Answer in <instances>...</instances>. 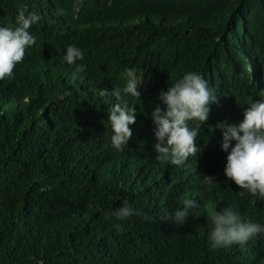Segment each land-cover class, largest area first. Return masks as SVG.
I'll list each match as a JSON object with an SVG mask.
<instances>
[{"label": "trees", "instance_id": "obj_1", "mask_svg": "<svg viewBox=\"0 0 264 264\" xmlns=\"http://www.w3.org/2000/svg\"><path fill=\"white\" fill-rule=\"evenodd\" d=\"M21 5L40 20L0 80V264H264V235L213 250L208 220L236 205L242 220L264 225V198L224 175L217 127L264 100V0H0V27L17 26ZM70 45L84 52V71L64 61ZM129 69L140 96H124L137 113L116 150L115 101L99 92L123 89ZM188 72L216 99L198 154L178 166L154 151L150 114ZM186 199L199 207L179 224L171 217ZM124 204L135 211L121 222Z\"/></svg>", "mask_w": 264, "mask_h": 264}, {"label": "clouds", "instance_id": "obj_2", "mask_svg": "<svg viewBox=\"0 0 264 264\" xmlns=\"http://www.w3.org/2000/svg\"><path fill=\"white\" fill-rule=\"evenodd\" d=\"M39 20L40 16L28 11L27 5H21L16 17L17 26L0 27V80L12 77L13 69L24 58L26 47L35 43V37L28 30ZM83 58L84 52L72 45L67 47L63 57L67 64L75 65L77 72L86 68V65L77 63ZM127 77L129 79L123 89L104 88L99 92L100 97L114 98L115 101L108 113V121L113 133L111 145L116 150H122L132 137L129 125L135 123L137 113L136 106H129L124 96H140L137 85L141 80L137 81L134 70H127ZM158 99L166 108L162 110L157 105L150 114L151 122L155 125L154 151L162 160L182 165L188 157L198 154L196 137L201 124L208 119L209 105L215 102L216 94L199 74L188 72L173 86L167 87L166 91H161ZM189 121L200 123L196 128H189ZM217 127L223 129L221 150L228 153L225 177L252 197L264 198V100L251 102L244 110L243 120L239 124H218ZM232 141L235 144L230 149ZM206 180L208 183L216 182L209 176H206ZM198 207L195 200L186 199L182 209L176 210L171 218L182 224L191 210ZM134 211L131 206L124 204L114 215L122 222L132 216ZM135 214L139 215L138 212ZM168 218L169 215L165 213L163 219ZM208 220L212 225L209 240L213 250L234 244L242 245L257 234L264 235V225L242 220L236 205L225 207L208 217ZM115 227L117 231L124 230L122 223Z\"/></svg>", "mask_w": 264, "mask_h": 264}]
</instances>
